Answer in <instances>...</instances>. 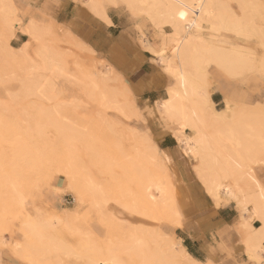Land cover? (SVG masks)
Returning <instances> with one entry per match:
<instances>
[{"label":"rangeland","instance_id":"1","mask_svg":"<svg viewBox=\"0 0 264 264\" xmlns=\"http://www.w3.org/2000/svg\"><path fill=\"white\" fill-rule=\"evenodd\" d=\"M224 2L230 6L234 16L244 22L245 32L225 28L214 31L209 25H206L207 28L205 27L203 31L210 40L214 39L213 41L225 44L227 39L230 44L246 48L248 62L245 63L246 66L239 65L241 67L232 73L210 62L207 71L211 88H219L227 96L230 95L228 87L221 83V79L233 84L235 90L239 86L235 97L233 95L232 97L239 98L236 100L242 107L244 106L245 113L252 112L251 119L262 121L258 127H261L264 133V0H224ZM6 3H11L24 23L34 19L39 27H42L43 38L39 39V42L41 44L43 42L49 50L54 51L57 56H54L55 59L59 60L60 57V65L64 69L52 70L44 74L47 76V82L44 84L47 96H44V93L41 97L30 94L29 91L25 93L21 81L26 79V64L30 65L31 62L23 58L21 50H12L6 46V35H3L0 20V118L3 120L0 122L3 123L9 117H13L19 125V127H5L8 123H4V126L0 123L2 126V128L0 126V264H60V262L61 264H93L91 259L94 257H91L94 256V251L100 248L103 258L108 254L105 249L109 244L110 247L114 246L113 252L115 251L114 254L121 259L120 264H142L145 259L139 257L136 252L139 258L134 256V250L129 245V237L132 233L143 235L149 242L151 251H155L153 248L157 247L158 242H160L158 248L165 243L166 245L164 244L161 249L166 250L169 246L168 239L180 240L176 234L177 226L169 221L173 213L170 208L177 207L179 210V215L174 216V219L179 218L181 223L179 226L182 225L184 218L178 202L173 164L163 151L155 149L159 145L150 132L141 129L137 123L146 118L130 90L126 77L118 72L110 61L89 44H83L71 30L63 28L54 20L36 18V15L29 11V7H25L18 0H6ZM240 3L244 8L239 5ZM108 6L112 5L108 4ZM119 6L128 12L135 22L137 31L142 34L140 41L145 33L153 31L155 40H145V37L143 39L156 47L161 43H170L169 38L173 36L171 25L161 24L160 30L157 25L150 22L145 13L138 10L132 12L124 4ZM9 45L17 48L21 44L16 45L9 40ZM78 64L86 71L90 68L96 71L102 69L106 71V67L114 69L113 89L117 87L115 94L123 104L134 103L138 113L133 112V106H129L130 108L125 106L127 108H124V112L126 113V110L129 112L126 117L121 110L112 107L107 109L109 105L104 100V103L99 102L102 95L99 96L94 92V96L87 95L88 91L87 94L84 93L81 79L74 75V69L78 68ZM44 110L48 111L45 113ZM152 110L154 111L149 114L150 118L162 117L155 102ZM46 114L48 118L45 117ZM50 114L53 117L55 114V118ZM49 117L52 121H49ZM56 117L59 119L58 122L63 124H58ZM36 125H39L38 129ZM219 136L226 145L231 146L229 151L233 150L231 152L237 154L234 152L236 151L234 149L238 148L237 142L231 141L223 133H219ZM252 143L254 149H258L254 154L255 160L256 157L264 155V144L258 143V140H256L257 146H254L255 141ZM12 146L16 148H11ZM18 149L22 152L18 151V153ZM237 152L239 153L238 149ZM239 158L242 167L250 166L249 163H252L245 156L240 155ZM190 162L195 165L194 162ZM65 167L69 171L67 174ZM194 168L197 176L196 167ZM253 171L256 174V169ZM69 174L71 181L68 179ZM9 175L16 176L15 178L21 181L20 186H17L24 200L22 204L17 203L13 198V186L9 183L11 179ZM89 177L100 185L98 187L102 195V209L93 206V196L86 187ZM198 179L203 187L199 176ZM153 183L161 184L165 187V191L169 190L173 194L169 195L167 191L158 193ZM55 187L59 189L56 194L61 197L60 202L56 203L49 197L54 195L52 189ZM171 197L175 201L173 204ZM119 202L133 207L122 210L118 205ZM118 210L123 212L119 216L121 219L110 212ZM52 211L63 218L62 222L56 225L55 234L66 251L63 248L49 247L45 244L47 242H43L44 239L47 241V238H40V242L38 237L26 229L25 225L29 220L37 221L40 216L45 218L49 213L51 216L54 214ZM241 230L244 239L246 233L243 228H240ZM162 235L161 240L159 237ZM166 238L167 241L164 242ZM150 240L156 244L151 243ZM127 247H130V250ZM155 256L154 253L152 258L147 259L149 261H144V264H151L150 260L153 261ZM54 259H57V263Z\"/></svg>","mask_w":264,"mask_h":264},{"label":"bare ground","instance_id":"2","mask_svg":"<svg viewBox=\"0 0 264 264\" xmlns=\"http://www.w3.org/2000/svg\"><path fill=\"white\" fill-rule=\"evenodd\" d=\"M84 3L100 18L102 17L107 19L106 6H108V4L114 7L124 4L132 12L138 10L145 13L149 17L150 22H153L155 25H157L160 30L162 29L161 24H169L173 27V36H170L171 38H169V44L168 42L161 43L159 47H156L151 44V42L145 41L146 38L145 40L143 39L145 37L144 35L140 41L146 49H149L151 52H153L157 60L159 59L161 62L162 70H164V72L173 79V83H171L166 88L167 97L159 99L156 101V104L162 117L170 125L172 124L177 126L175 133L177 140L179 143H181L182 151L186 159L195 163L194 166L196 167L197 176H199L201 179L205 190L212 196L215 205L219 206L235 200V204H237L236 207L240 209L242 217L239 225L240 228H243L246 233V236L242 240L245 247V252L249 258L257 259V262L262 260L259 258V256H262L260 255V252L264 251V185L260 182V179L258 176H256V174L253 176L254 171L252 163H249L251 164L250 166L245 164L246 166L242 167L239 158L241 155L248 158L249 161H253L255 158L254 154L258 149H254L252 142L255 141L256 143V140H258V143L264 144V133L262 132L261 127H258L262 121L260 120L259 122L257 119H251L250 113L252 112L249 114L248 112L245 113V110H243L244 106L242 107L241 104L235 103L229 97H225V105L221 110L215 108L211 99L213 88H211V82L207 71V66L211 62L215 63L218 68L221 67L228 73L234 72L237 70V68L243 66L242 64L248 62L246 53L247 50L246 48H243L237 44H230L227 39L225 44H228V47L224 44V42H216L213 41L214 39L210 40L206 37L203 31L206 25H209L214 31H219L221 28L233 31H242L244 30L243 28L246 27L244 22L242 23V20H239L234 16L230 6L226 4L224 0H84ZM239 5L244 8L243 4L240 3ZM181 12L185 13L183 17L180 15ZM137 13H135V15L138 16ZM0 20L3 35H6V39L4 37L6 46L12 50H21L23 58L28 59L31 62L30 65L26 64V79L21 81V84H23L22 87L25 89V93L29 91L30 94L39 97L43 96L44 93V96H47V91H45L44 88V84L47 82V76L44 74L46 72H51L52 70L59 71L64 68H62V65H60V57L59 60H57L58 58L55 59L54 51L49 50L47 48L48 46L44 45L43 42L42 44L39 42L42 40L41 38H43V35L41 37L42 27L40 28L34 19L24 23L23 18L18 15L17 12H15V9L12 7L11 3H6V0H0ZM18 29L26 32L28 39L22 42L20 47L14 48L13 46L9 45V40H11V38L16 34ZM261 42H263V40ZM79 66L80 65L78 64V68L74 69V75L81 79V83L84 87V93L86 92L87 94L88 91L87 95L90 94L94 96L93 92L98 93L97 95H102V97H100L101 101L99 98V102L104 103L105 101L106 104L109 105H106L107 109L112 107L115 110H121V112L123 111L122 113L125 114L124 116L126 117L128 115L127 113L129 112L126 110L125 113L124 108H130L129 106H133L134 111H132L137 112L134 103H132V105H126L125 103L123 104V102L118 99L117 94H115L117 87L114 88L115 90L113 89V82L115 81V78L112 76L114 69L112 70V68L106 67V71H103V69L102 71H96L91 70L90 68V70L86 71V69L82 66H80L81 69H79ZM22 67L23 66H21V68ZM35 74L37 75V78H34ZM97 98L98 97L95 99ZM53 115L54 117L52 115L51 117L55 118V114ZM45 117L48 118L47 114ZM41 118L43 119V117ZM57 118L58 117H56V119ZM0 120H2V118H0ZM49 121H52L51 118ZM58 121L59 119H57L56 122ZM0 123L3 124V126L8 123L5 125V127H19L18 121L13 117H9L7 121ZM59 123L62 122H58V124ZM36 126L37 128H35L38 129L39 125ZM219 133H223L231 141L237 142V149L239 153L237 152V149H234L236 150L234 152L237 154L232 153L233 150H231L232 152L229 151L231 146L226 145V143L220 139ZM258 143L254 144V146H257ZM13 147L15 146H12L11 148ZM155 149L159 150V147L157 146ZM12 150L16 152V150L11 149V151ZM18 151L19 149L17 152ZM73 154L75 156V153ZM259 158L260 157H256L255 160ZM14 164L16 163L14 162ZM68 164L69 163H67V166H69ZM65 169L66 174L69 173L66 167ZM9 176L11 177V175ZM15 177H11V179L8 177V179H10L9 183H11L13 186V198H15L17 203L22 204L24 200L20 196V191L17 186L21 181ZM68 179H70V174ZM98 185L91 177H89L86 181V187L93 196V206L96 205L95 207L102 209V195ZM153 187L158 193H165L167 191H165V187H162L159 183H153ZM58 191L59 189L56 187L52 189L53 193H58ZM167 193L169 195L173 194L169 190ZM171 200L173 204L175 201H173L174 199L172 197ZM118 205L122 210L133 207L132 205L128 204L127 206V204H122L120 202ZM170 210L173 213L169 221L176 226H179L181 224L179 218L174 219V216L177 217L179 215V210H177V207L170 208ZM110 212L120 219L121 217L119 216L123 214V212L119 210L117 212ZM53 213L54 212L52 211V214ZM245 213L248 216H245ZM49 214L45 218L40 216L41 218H39L37 221L36 219L29 220L25 225L26 229L27 231L31 232L32 235L38 237V240L42 237L47 238V241L44 239L43 242H47L45 244H47L49 247H55V249L63 248L66 251V248L63 246L62 242L59 241V237L55 234L56 225L62 222L63 218L61 219L62 216H59L57 213H54L51 216H49ZM258 218L261 221V225L256 228L252 225V222L254 219ZM114 219L116 218L114 217ZM52 234H54L53 237L51 236ZM159 238L162 240L163 235ZM152 239L154 240L155 238L153 237ZM153 240H150L151 243L154 242ZM166 241L167 238L164 240V242ZM159 244L160 242H158L157 247L153 248L155 251L152 250L158 257V259H156L157 257L155 256L153 260L154 262L157 260L155 264H157V262L158 264L210 263V261L208 263H204L200 260H197L196 257L194 258L191 256L180 240L173 241L168 239L167 244L169 246L166 250L161 249L165 243L160 246V248H158ZM129 245H131V249L134 250V256H137V253L139 257L141 256V258L143 257L145 259H143L145 262L149 261L147 259L152 258V255H154V253H151L152 251L150 250V244L147 239L141 234L139 236L137 232L132 233L129 237ZM113 247L114 246L110 247V244L108 245V248L105 249V252H108V254L107 256L104 255L103 258H101V249L99 248L97 250L95 248V254L91 257H94L91 259L93 260V264H120L121 259L117 254H114L115 251L113 252ZM130 247L127 248L130 250ZM54 260L57 263V259ZM144 261L142 264L145 263ZM153 261L151 259L150 263L154 264Z\"/></svg>","mask_w":264,"mask_h":264},{"label":"crops","instance_id":"3","mask_svg":"<svg viewBox=\"0 0 264 264\" xmlns=\"http://www.w3.org/2000/svg\"><path fill=\"white\" fill-rule=\"evenodd\" d=\"M18 1L29 7V11L36 18L54 20L63 28L71 30L83 44L92 46L126 77L146 118L137 123L141 129L150 132L159 149L173 164L178 202L184 213L182 225L177 226L176 234L189 254L204 263L264 264V251L260 252L263 257L259 256L262 260L258 259V262L255 258H249L245 252L243 233L239 225L242 217L235 200L215 205L213 198L196 176L194 164L186 159L182 151L175 133L177 126L170 125L161 116L153 119L149 117L154 111V102L167 97L166 88L173 79L162 70L161 62L153 52L140 42L141 34L129 13L121 6H107L105 19L90 10L84 0ZM27 37V33L19 29L11 42L20 45ZM145 38L149 41L155 40L154 32L145 33ZM220 81L228 87L231 96H225L219 88L212 90L211 99L218 110L225 105V97L231 98L235 103L239 100L234 98L239 86L235 90V86L229 81ZM256 174L260 178L257 170ZM49 197L55 203L61 200L56 193ZM245 216L248 215L245 213ZM252 225L256 228L260 226V219H254Z\"/></svg>","mask_w":264,"mask_h":264},{"label":"snow or ice","instance_id":"4","mask_svg":"<svg viewBox=\"0 0 264 264\" xmlns=\"http://www.w3.org/2000/svg\"><path fill=\"white\" fill-rule=\"evenodd\" d=\"M181 17L185 15V13H180ZM257 165L259 166L257 168ZM252 167L253 169H256L260 174V182L264 183V155H261V157L257 160L252 161ZM255 175V172H253V176Z\"/></svg>","mask_w":264,"mask_h":264}]
</instances>
